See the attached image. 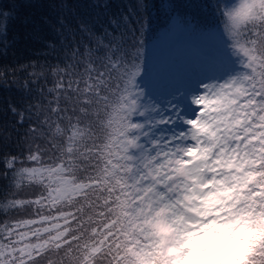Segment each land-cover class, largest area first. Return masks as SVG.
Returning <instances> with one entry per match:
<instances>
[{
    "label": "snow or ice",
    "instance_id": "obj_1",
    "mask_svg": "<svg viewBox=\"0 0 264 264\" xmlns=\"http://www.w3.org/2000/svg\"><path fill=\"white\" fill-rule=\"evenodd\" d=\"M35 2L0 8V36L7 38L17 6ZM48 7L23 22L56 62L0 70V79L21 70L30 78L27 106L5 108L14 128L28 127L17 132L18 154L0 152L8 182L0 215L9 217L0 221V264H123L125 247H156L145 225L157 211L169 214L179 239L229 217H264V29L234 34L231 52L243 72L219 75L226 58L214 52L207 74L159 94L140 79L143 16L126 32L98 34L104 0ZM138 7L143 12L147 0ZM44 29L59 48L43 40ZM184 103L196 109L192 118ZM25 181L33 189L27 197Z\"/></svg>",
    "mask_w": 264,
    "mask_h": 264
},
{
    "label": "trees",
    "instance_id": "obj_2",
    "mask_svg": "<svg viewBox=\"0 0 264 264\" xmlns=\"http://www.w3.org/2000/svg\"><path fill=\"white\" fill-rule=\"evenodd\" d=\"M20 4L22 0H0V8H7L12 3ZM54 0H36L32 6L18 7L16 13L12 15V19L8 23L7 38L0 36V70H9L16 68L18 65H26L32 61L44 62L45 59L55 63L56 53L49 54L43 42L37 39L30 24H25V17H38L41 14H48L49 3ZM222 0H147V7L142 10L138 7V0H104L105 7L100 11V26L96 31L99 34L106 27L113 35L119 34L121 31H127L128 24L137 27V18L143 16L146 29L143 33V39L146 41V56L148 55L147 46L150 41L160 36L164 31L172 28L173 18H178L185 24L191 25V34L210 36L213 33L221 35L219 29L218 10ZM127 18V20H125ZM114 19L116 25L109 23ZM181 26L184 24L177 22ZM139 35V33H137ZM44 41H53L57 43L59 48V38L47 29L41 34ZM9 45L5 47V45ZM7 66V67H5ZM28 72L33 71L28 68ZM39 71V69H37ZM27 73L23 70L18 71L16 77L8 76L0 79V133L7 136L8 139H0V152L18 154L19 149L16 147L17 132L23 133L28 127L27 124L23 128L19 126L13 127V118L10 114L5 115L6 105L16 103L18 105H27L24 100L29 93L24 88ZM43 83V81H41ZM51 87L49 83L47 85ZM27 116V113L25 114ZM3 157L0 156V161ZM47 161V157H45ZM18 166H31L28 163ZM4 165L0 163V173L3 172ZM11 175V174H10ZM8 182L0 178V192L5 190ZM32 187L24 182L21 189V195L27 197L32 192ZM9 219L0 215V221Z\"/></svg>",
    "mask_w": 264,
    "mask_h": 264
},
{
    "label": "clouds",
    "instance_id": "obj_3",
    "mask_svg": "<svg viewBox=\"0 0 264 264\" xmlns=\"http://www.w3.org/2000/svg\"><path fill=\"white\" fill-rule=\"evenodd\" d=\"M218 17L231 50L234 34L264 29V0H222ZM145 228L156 247H125L123 264H264V217H229L207 225L195 239H179L169 214L157 211Z\"/></svg>",
    "mask_w": 264,
    "mask_h": 264
},
{
    "label": "rangeland",
    "instance_id": "obj_4",
    "mask_svg": "<svg viewBox=\"0 0 264 264\" xmlns=\"http://www.w3.org/2000/svg\"><path fill=\"white\" fill-rule=\"evenodd\" d=\"M147 49L150 54L148 58L146 56L147 73L140 79L143 83H149L159 94H167L173 86L194 77L198 72L207 74L205 61L214 52L226 58L225 68L218 73L222 77L244 71L241 56H233L230 49L222 46L220 34L193 35L187 26L183 27L177 22L170 30L150 41ZM165 75H169L168 78ZM192 90H197L194 84ZM183 110L188 118H192L196 111L190 103H184ZM196 235L190 238L195 239Z\"/></svg>",
    "mask_w": 264,
    "mask_h": 264
},
{
    "label": "bare ground",
    "instance_id": "obj_5",
    "mask_svg": "<svg viewBox=\"0 0 264 264\" xmlns=\"http://www.w3.org/2000/svg\"><path fill=\"white\" fill-rule=\"evenodd\" d=\"M168 78V77H167Z\"/></svg>",
    "mask_w": 264,
    "mask_h": 264
}]
</instances>
